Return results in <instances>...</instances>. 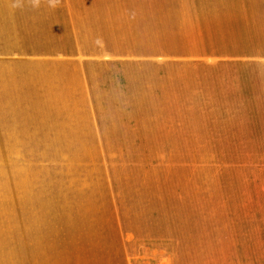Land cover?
<instances>
[{
    "label": "crops",
    "instance_id": "1",
    "mask_svg": "<svg viewBox=\"0 0 264 264\" xmlns=\"http://www.w3.org/2000/svg\"><path fill=\"white\" fill-rule=\"evenodd\" d=\"M0 264H264V0H0Z\"/></svg>",
    "mask_w": 264,
    "mask_h": 264
},
{
    "label": "rangeland",
    "instance_id": "2",
    "mask_svg": "<svg viewBox=\"0 0 264 264\" xmlns=\"http://www.w3.org/2000/svg\"><path fill=\"white\" fill-rule=\"evenodd\" d=\"M28 151H15V153L12 154L11 151H5V156H18L21 154H25ZM115 156L122 160H130L132 158H142L147 160H152L153 164H157L159 162L157 161H165L164 159H175L178 160V168L179 172H184V170H181L189 159H195L196 164L202 163V159L204 157V151L202 149H196L192 151L188 150H164V149H147V150H117L115 151ZM6 166H9L8 163H5ZM187 167V166H185ZM175 168V167H174ZM5 172H12V171H5Z\"/></svg>",
    "mask_w": 264,
    "mask_h": 264
}]
</instances>
